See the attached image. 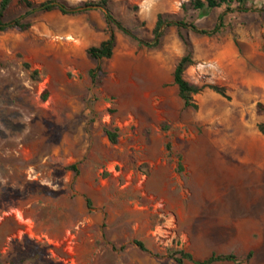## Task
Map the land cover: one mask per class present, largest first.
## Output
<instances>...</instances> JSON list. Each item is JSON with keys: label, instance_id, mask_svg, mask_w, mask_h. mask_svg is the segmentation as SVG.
I'll return each mask as SVG.
<instances>
[{"label": "rangeland", "instance_id": "1", "mask_svg": "<svg viewBox=\"0 0 264 264\" xmlns=\"http://www.w3.org/2000/svg\"><path fill=\"white\" fill-rule=\"evenodd\" d=\"M188 1L107 4L151 41L158 14L214 26L221 10L199 17ZM246 7L218 34L170 27L147 48L99 8L26 15L11 1L6 20L30 27L0 31V264H175L179 250L264 264V0ZM110 30L113 54L97 63L86 49ZM186 52L185 80L226 97L204 88L183 105L172 75Z\"/></svg>", "mask_w": 264, "mask_h": 264}, {"label": "trees", "instance_id": "2", "mask_svg": "<svg viewBox=\"0 0 264 264\" xmlns=\"http://www.w3.org/2000/svg\"><path fill=\"white\" fill-rule=\"evenodd\" d=\"M12 0H0V31L4 32L9 29H17L19 31H25L30 27V24L26 20L13 19L10 21L6 20L7 11L11 4ZM249 0H189L187 3L182 4V9L186 10L189 7L193 11L199 12V17L206 15V12L212 9H219L221 12L217 17V21L211 29H202L198 28L195 23L187 22L184 19L171 20L165 18L162 14H158L154 27L152 29L153 38L151 41H144L140 39L132 31L124 27L121 22L114 16L110 11L107 0H99L98 2H86L82 6H98L103 8L105 11H102L105 23L108 27H115L124 35L135 40L139 45L145 46L147 48H156L159 45L160 39L163 36L164 30L166 28L175 27L177 29H188L196 34L209 35L213 36L218 34L224 27V18L227 12H240L244 13L249 11V8L246 7V4ZM19 3L22 7L26 9V15H30L32 12L37 10L48 12L52 10H58L62 14H76L81 12L76 10L78 7H72L67 5L63 0H46L42 3L35 4L30 0H19ZM115 46V36L112 30L109 31L108 38L99 43L97 46H91L86 49L87 55L95 60L97 63L103 59L111 58L113 54V49ZM193 60L190 52H186L177 62L173 70V84L177 87L178 95L183 102L185 107L196 108V105L193 101V96L200 93L204 88H208L213 92L226 97V91L223 87L216 85H205V86H196L190 84L184 78V72L188 66L192 65ZM101 72L100 65H97L94 70L91 71V78L93 81L97 78L98 75H93V71ZM93 72V73H92ZM257 108L264 111V106L258 104ZM259 130L264 132V124L259 126ZM109 140L112 143L116 142V134L114 132H107ZM70 169H75L74 166H71ZM141 250L145 251V248L141 242L136 241L135 243ZM169 255L174 260L175 264H184L185 262H190L192 264H218V263H231V264H242L241 259L233 253H212L205 259L199 260L195 259L192 254L185 252L183 250L179 251H170ZM251 256V253L248 254V257Z\"/></svg>", "mask_w": 264, "mask_h": 264}, {"label": "bare ground", "instance_id": "3", "mask_svg": "<svg viewBox=\"0 0 264 264\" xmlns=\"http://www.w3.org/2000/svg\"><path fill=\"white\" fill-rule=\"evenodd\" d=\"M12 213H13V216H14L15 221H16L19 225L26 226V225H25L24 218L22 217V214H21L20 211H18V210H14Z\"/></svg>", "mask_w": 264, "mask_h": 264}, {"label": "water", "instance_id": "4", "mask_svg": "<svg viewBox=\"0 0 264 264\" xmlns=\"http://www.w3.org/2000/svg\"><path fill=\"white\" fill-rule=\"evenodd\" d=\"M92 8H99L102 11H105L103 8H100L98 6H82V7H78L76 10H84V9H92Z\"/></svg>", "mask_w": 264, "mask_h": 264}]
</instances>
